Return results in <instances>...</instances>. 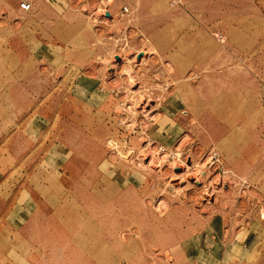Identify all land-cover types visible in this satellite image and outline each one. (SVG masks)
Here are the masks:
<instances>
[{"label": "rangeland", "instance_id": "obj_1", "mask_svg": "<svg viewBox=\"0 0 264 264\" xmlns=\"http://www.w3.org/2000/svg\"><path fill=\"white\" fill-rule=\"evenodd\" d=\"M22 1L0 0V228L26 191L39 264H264V0Z\"/></svg>", "mask_w": 264, "mask_h": 264}, {"label": "crops", "instance_id": "obj_2", "mask_svg": "<svg viewBox=\"0 0 264 264\" xmlns=\"http://www.w3.org/2000/svg\"><path fill=\"white\" fill-rule=\"evenodd\" d=\"M1 77L2 74L0 72ZM19 198L25 202L30 196L28 192H23L21 196L19 195V197L10 202L8 209L3 212V219H11V222L0 228V261L7 260L10 264H16L19 261H25V264H39L44 258V252L39 245L37 248L30 240L29 236L36 234L33 228V221H31L32 214H28L27 210L25 213L23 203L18 201ZM10 199L11 196L5 200L8 202ZM18 218L19 226H15L12 221H18ZM54 250L60 251L61 249L59 250L58 246L57 249H53V253Z\"/></svg>", "mask_w": 264, "mask_h": 264}, {"label": "bare ground", "instance_id": "obj_3", "mask_svg": "<svg viewBox=\"0 0 264 264\" xmlns=\"http://www.w3.org/2000/svg\"><path fill=\"white\" fill-rule=\"evenodd\" d=\"M98 14H100L101 13V11L99 12H97ZM139 52H141V53H143V56L144 55H146V53H148L147 51H144V50H142V51H139ZM142 58H144V57H142ZM145 61V60H144ZM143 62V61H142ZM146 64V63H145ZM121 71H122V75H124V76H126L127 77V79H128V81H130L128 84H130L131 86H133V85H135V84H137L138 82L134 79V76L132 75V74H125V69L124 68H122L121 69ZM170 71V70H169ZM122 78V77H121ZM119 80V79H118ZM131 80H133V81H131ZM142 80V79H141ZM118 82V81H117ZM124 83V82H123ZM118 84V83H117ZM129 85V86H130ZM139 86V85H138ZM131 89V88H130ZM133 91V90H132ZM130 96H134L135 98H137L136 99V103H137V106H139V107H141V112H143V114L144 113H146L147 115H149V116H151V115H153L152 114V112H153V110L155 109V108H153V106H151V103H150V101H151V99H148V98H146V97H143V96H141V95H139V92H132V93H130L129 94ZM151 97V96H150ZM145 115V114H144ZM146 115V116H147ZM145 117V116H144ZM155 117V116H154ZM152 118V117H151ZM154 120V119H153ZM157 121V120H156ZM182 137V136H181ZM186 137L187 136H184L182 139H181V142L182 141H184L185 139H186ZM154 148V147H153ZM155 149V148H154ZM148 151H149V149H147ZM151 150V149H150ZM150 153V152H149ZM156 154H157V152H156ZM143 156V155H142ZM183 156V155H182ZM187 158V157H186ZM144 159V158H143ZM184 159V158H183ZM151 161V160H150ZM186 161V160H185ZM185 161L184 162H182V160L180 161L181 162V164H180V166H181V169H183L184 171H187L189 168H188V166L185 164ZM177 162H179V159L176 161V163ZM175 163V166L177 167V164ZM192 163V162H191ZM173 164V163H172ZM200 164V163H199ZM198 165V164H197ZM201 165V164H200ZM203 165V164H202ZM201 165V166H202ZM179 166V167H180ZM198 167H200V166H198ZM173 168H174V166H173ZM195 168V167H194ZM202 168V167H201ZM198 169V168H197ZM195 171H196V169H193L190 173H186L185 174V178L188 180V179H196V177H195ZM198 171V170H197ZM175 175V174H174ZM177 175V174H176ZM176 178V177H175ZM174 178V179H175ZM178 178V177H177ZM184 178V179H185ZM173 179V178H172ZM180 179H182L181 177H180ZM197 179H199V178H197ZM196 179V180H197ZM173 181V180H172ZM171 181V182H172ZM179 181V180H178ZM186 181V180H185ZM200 181V180H199ZM196 182H198V181H196ZM180 183V182H179ZM184 183V182H183ZM200 183V182H199ZM176 185V184H175ZM208 193H206V195H207ZM208 196H209V194H208ZM160 203H161V201H160ZM159 203V204H160ZM164 208V207H163Z\"/></svg>", "mask_w": 264, "mask_h": 264}, {"label": "built area", "instance_id": "obj_4", "mask_svg": "<svg viewBox=\"0 0 264 264\" xmlns=\"http://www.w3.org/2000/svg\"><path fill=\"white\" fill-rule=\"evenodd\" d=\"M19 7L23 11H29V10L32 9L31 3L29 1H27V0H24V1L20 2ZM124 10H127V8L124 7ZM216 37H218L220 42H224V38H223L222 35L216 34Z\"/></svg>", "mask_w": 264, "mask_h": 264}, {"label": "water", "instance_id": "obj_5", "mask_svg": "<svg viewBox=\"0 0 264 264\" xmlns=\"http://www.w3.org/2000/svg\"><path fill=\"white\" fill-rule=\"evenodd\" d=\"M109 13H107V15H108Z\"/></svg>", "mask_w": 264, "mask_h": 264}]
</instances>
